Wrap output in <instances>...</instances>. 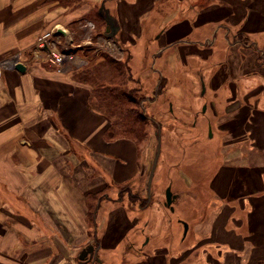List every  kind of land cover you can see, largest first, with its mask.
I'll list each match as a JSON object with an SVG mask.
<instances>
[{"label":"crops","instance_id":"obj_1","mask_svg":"<svg viewBox=\"0 0 264 264\" xmlns=\"http://www.w3.org/2000/svg\"><path fill=\"white\" fill-rule=\"evenodd\" d=\"M159 1L0 0V61L18 54L24 65L22 71L0 65V179L5 178L11 194L10 231L0 227V264H90L89 254L84 260L78 257L89 244L96 248L92 257L109 262L121 257L124 240L137 237L141 224L146 227L152 219L146 215L148 206L133 210L109 193L140 173L139 142L115 135L111 120L90 105L91 87L75 79L73 69L57 71L32 59L39 33L61 26L74 45L71 26L94 23L90 18L96 10L99 14L103 4L116 30L114 37L107 36L105 19L99 14L105 24L96 42L113 41L109 47L119 55L100 45L85 47L96 55L104 51L119 60L128 57L133 77L145 90L155 76L162 77V70L155 67L158 61L179 47L208 51L203 59L213 67L209 70L216 66L223 70L227 62L217 61L221 53L198 34L203 28L211 27L214 39L222 32L225 42L226 32H238L264 48V0H197L191 21L181 19L154 35L157 49L148 63L150 75H145L147 45L141 28ZM83 44L75 45V51L87 58ZM125 51L129 52L124 57ZM218 77L217 72L211 82ZM249 79L264 81L257 71ZM201 85L203 92L202 79ZM226 88L234 89L230 83ZM251 98H256L255 103L242 102L231 109L248 107L241 123L247 132L239 137L247 146L235 149L233 156L225 155L222 168L211 179L210 214L194 225L200 242L192 248L202 249L199 264L264 263V105L259 102L264 92ZM248 99L244 97L245 102ZM1 183L0 192H8ZM154 234L153 240L161 239ZM159 249L161 244L154 241L150 252L151 259L157 258L154 264H169Z\"/></svg>","mask_w":264,"mask_h":264},{"label":"rangeland","instance_id":"obj_2","mask_svg":"<svg viewBox=\"0 0 264 264\" xmlns=\"http://www.w3.org/2000/svg\"><path fill=\"white\" fill-rule=\"evenodd\" d=\"M157 3H159L157 10L144 18L141 28V35L147 45L144 60L147 61L146 66L157 49L158 42L152 44L154 35L163 32L168 28L167 26L181 19L191 21L197 6V0H162ZM84 24L87 22L77 23L74 27L71 26L73 29L70 30L74 36V45L83 44L84 41L90 43L83 44L87 53V63L79 69L72 70L73 72H83L93 68L92 58L97 56L92 49L87 50L85 46H102L96 42L101 37L96 34L95 26L85 25L84 28ZM211 32L209 27L203 28L198 34L205 37L208 46H216L214 49L221 53L217 56L218 59L213 57L215 60L227 62L223 64L225 66L221 72L217 71L219 69L217 66L209 70L213 67H209V62L207 64L204 62L203 58L208 55V51L179 47L180 49H175L170 55L162 57L155 66L162 70L161 78L155 76L150 86L149 84L146 86V90L141 84L142 92L146 94L145 100L140 103L143 114L153 119V122L144 125L140 133V136L144 137L139 142L141 171L133 181L119 185L109 193L115 200L122 201L133 210H142L143 207L148 206L146 215L148 219L150 217L152 219L146 227L141 224L137 229V237L123 241L120 246L121 257L115 256V259L112 258L109 262L104 260V264H154L157 258L151 259L152 253H150L154 241L161 244L162 249L157 251L160 255L166 254L170 259L169 264L203 262L200 255L201 247L192 248L200 242V239L195 237L194 225L198 219L201 220L210 214L208 204L214 193L211 189V179L222 168L225 155L233 156L235 149L247 146L241 143L239 137L245 135L243 131L247 132V128L242 126L241 129V123L246 120L248 107L243 104L241 108L231 109L242 102L255 103L256 98L253 100L251 96L256 92H264V86L261 85L264 83L263 80L249 79V75L256 71L264 77V48L255 47L247 35L238 32H226L228 42L224 41L222 32L215 33V39L211 37ZM106 41L109 40H101V43L104 44ZM162 42L163 38L159 42L160 45L163 44ZM108 49L110 54L119 55L116 48ZM128 52L125 51L123 56H127ZM257 65L262 67L257 68ZM145 72V75H150L149 66ZM217 72L219 77L217 81L213 80V83L211 78ZM241 77L243 80H238ZM201 79L204 83L203 92ZM157 80L161 86L156 85ZM236 80L238 83L234 82ZM229 83L234 89L226 88ZM244 97L249 98L248 102L244 101ZM259 102L263 106L264 98ZM203 105H205L204 111H202ZM158 133L161 135V148L148 189V175L157 147ZM4 179L3 176L0 179L3 182L1 186L8 192H4L5 190L0 192V201H2L0 227L9 232L11 194ZM167 186H170L171 192L176 195L171 203L172 210L164 205ZM94 203V200L91 201V207L95 205ZM90 219L91 216H88V221ZM181 220L188 223L185 235ZM43 230L47 231L44 227ZM153 233L161 239L153 240ZM76 250L73 249V257L78 262ZM103 262L91 260L90 264Z\"/></svg>","mask_w":264,"mask_h":264},{"label":"trees","instance_id":"obj_3","mask_svg":"<svg viewBox=\"0 0 264 264\" xmlns=\"http://www.w3.org/2000/svg\"><path fill=\"white\" fill-rule=\"evenodd\" d=\"M90 19L95 24L96 34L101 35L105 23L97 10ZM96 56L92 58L93 68L75 72L73 77L89 84L90 105L111 120L116 136H126L140 142L144 138L140 136L144 125L153 122V119L143 114L140 103H143L146 94L142 92L139 81L133 77L129 58L119 60L104 51L98 52Z\"/></svg>","mask_w":264,"mask_h":264},{"label":"built area","instance_id":"obj_4","mask_svg":"<svg viewBox=\"0 0 264 264\" xmlns=\"http://www.w3.org/2000/svg\"><path fill=\"white\" fill-rule=\"evenodd\" d=\"M89 26H94L92 22H87ZM102 48L108 52L109 41L101 44ZM114 50V49H113ZM31 57L34 60L53 66L57 71L75 69L86 64V58L75 51V45L66 42L63 37L55 33V29L45 30L39 33L31 49ZM20 62V56L15 54L7 59L1 60L0 65L13 67Z\"/></svg>","mask_w":264,"mask_h":264},{"label":"water","instance_id":"obj_5","mask_svg":"<svg viewBox=\"0 0 264 264\" xmlns=\"http://www.w3.org/2000/svg\"><path fill=\"white\" fill-rule=\"evenodd\" d=\"M102 10H104L103 4L99 8V14L105 19V22H106V27H105L106 35L110 36V37H114L116 29L113 26L112 18L108 14L107 10H104V11H102ZM55 33L63 35L66 41L69 40L66 30L64 28H62L61 26H57L55 28ZM14 68L22 71V70H24V65L19 62V63H16L14 65ZM204 108L205 107L203 106V109ZM210 135H211V132L209 130V136ZM160 148H161V135H160V133H158V136H157V147H156L155 155H154V158H153V163H152V166L150 168L149 175H148V183H147L148 189L150 188L151 181H152V178H153V175H154V170H155L157 159H158V156H159V153H160ZM175 196L176 195L171 192L170 186H167L165 188V202H164V205L169 207L170 210L173 209V207L171 206V203H172L173 199L175 198ZM182 223H183L184 234H185L186 230H187V223L184 222V221H182ZM95 252H96V248L94 247V245L93 244H89L88 246H86L85 248L82 249V251H81V253L79 254L78 257H79L80 260H84L85 257L88 254H89V256L92 257V254H94Z\"/></svg>","mask_w":264,"mask_h":264},{"label":"flooded vegetation","instance_id":"obj_6","mask_svg":"<svg viewBox=\"0 0 264 264\" xmlns=\"http://www.w3.org/2000/svg\"><path fill=\"white\" fill-rule=\"evenodd\" d=\"M91 259H92L93 261H94V260H96V258H95V257H90V260H91Z\"/></svg>","mask_w":264,"mask_h":264}]
</instances>
